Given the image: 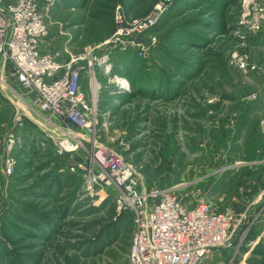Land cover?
I'll return each instance as SVG.
<instances>
[{
	"label": "rangeland",
	"instance_id": "1",
	"mask_svg": "<svg viewBox=\"0 0 264 264\" xmlns=\"http://www.w3.org/2000/svg\"><path fill=\"white\" fill-rule=\"evenodd\" d=\"M159 1L56 0L42 44L63 58L80 54L111 39L117 5L135 18ZM263 30L264 0H174L144 57L118 48L108 54L109 66L97 71L95 133L76 131L82 145L72 154L60 153L53 129L33 120L31 94L0 60V139L15 133L19 141L10 176L0 144V264H127L130 215L107 194H89L70 170L88 157L92 140L136 165L145 190L247 213V242L264 233V62H253L264 54ZM235 242L215 250L209 264H264V236L243 256Z\"/></svg>",
	"mask_w": 264,
	"mask_h": 264
},
{
	"label": "built area",
	"instance_id": "2",
	"mask_svg": "<svg viewBox=\"0 0 264 264\" xmlns=\"http://www.w3.org/2000/svg\"><path fill=\"white\" fill-rule=\"evenodd\" d=\"M55 1L0 0L1 71L10 65L16 82L31 94L33 120L53 129L60 153L72 154L82 145L81 133L76 131L95 133L97 71L109 66L108 54L118 48L144 57L156 45L151 30L174 0H161L147 15L135 18L125 17L117 5L111 39L77 55L65 49V58H60L59 53H44L40 46L48 34L47 12ZM238 65L245 68L242 59H238ZM16 122L22 125L20 117ZM259 130L264 136V120L260 121ZM74 139L78 142L74 143ZM18 142L15 133L0 139L7 176L15 172L13 153ZM70 170L82 175L85 191L107 194L118 213L130 215L132 234L127 264H209L215 250L234 248L236 236V251L246 247L243 255L264 236L262 233L250 242L243 239V228L248 223L245 212L215 210L203 198L187 204L170 189L145 190L136 165L94 140L88 157L71 165Z\"/></svg>",
	"mask_w": 264,
	"mask_h": 264
},
{
	"label": "crops",
	"instance_id": "3",
	"mask_svg": "<svg viewBox=\"0 0 264 264\" xmlns=\"http://www.w3.org/2000/svg\"><path fill=\"white\" fill-rule=\"evenodd\" d=\"M264 31V30H263ZM256 39V38H255ZM260 41H261V39H256V42H257V44L258 45H260L261 43H260ZM48 42H46L45 44H40V46H41V50L44 52V53H47V54H49V55H51V56H55L56 54H54V53H49L50 51H49V48H48V44H47ZM256 46V45H255ZM253 47H254V45H253ZM257 48H259L260 46H256ZM263 52H264V47H263ZM49 51V52H48ZM60 58H62V57H60ZM254 63H255V65H261L262 64V62H264V54L263 55H261L259 58H257V60H255V61H253ZM257 131H258V129H257ZM262 138H263V141H264V136H262ZM258 151H260L259 150V148H256L255 150H254V152H258ZM262 151H260L259 153H261ZM258 153H256V155H257ZM263 154V153H262ZM264 155V154H263ZM264 161V156L262 157V159H261V162H263ZM262 170H264V163H262ZM243 203H240L242 206H245L246 204H248L247 205V207L249 206V204L250 203H248L249 202V200L247 199V198H244L243 200ZM240 213V212H239ZM241 251H243L242 253H241ZM246 252V247L243 245L242 247H241V249H240V251H239V256H243V254Z\"/></svg>",
	"mask_w": 264,
	"mask_h": 264
},
{
	"label": "bare ground",
	"instance_id": "4",
	"mask_svg": "<svg viewBox=\"0 0 264 264\" xmlns=\"http://www.w3.org/2000/svg\"><path fill=\"white\" fill-rule=\"evenodd\" d=\"M121 83H122V85H124L126 82H125V83H124V82H121ZM124 86H125V85H124Z\"/></svg>",
	"mask_w": 264,
	"mask_h": 264
},
{
	"label": "trees",
	"instance_id": "5",
	"mask_svg": "<svg viewBox=\"0 0 264 264\" xmlns=\"http://www.w3.org/2000/svg\"><path fill=\"white\" fill-rule=\"evenodd\" d=\"M164 15V14H163ZM129 245H130V243H129ZM263 251H260V253H262Z\"/></svg>",
	"mask_w": 264,
	"mask_h": 264
}]
</instances>
